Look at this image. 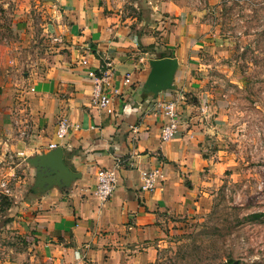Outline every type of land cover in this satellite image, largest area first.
<instances>
[{
	"label": "rangeland",
	"instance_id": "obj_1",
	"mask_svg": "<svg viewBox=\"0 0 264 264\" xmlns=\"http://www.w3.org/2000/svg\"><path fill=\"white\" fill-rule=\"evenodd\" d=\"M56 5V0H0V184L8 190L0 193V264H44L24 216L30 183L22 193L18 184L28 167L19 152L31 130L18 104L26 77H43L56 55ZM97 5L111 24L143 39L139 53L172 41L180 48L183 36L187 48L205 35L211 41L199 51L188 49L197 60L188 66L195 96L186 94L184 102L195 106L188 114L201 126L204 153L220 171L204 167L192 203L164 216L161 237L152 244L154 259L146 264H264V0H98ZM200 24L204 31L195 37L189 27ZM257 213L263 215L249 218Z\"/></svg>",
	"mask_w": 264,
	"mask_h": 264
},
{
	"label": "crops",
	"instance_id": "obj_2",
	"mask_svg": "<svg viewBox=\"0 0 264 264\" xmlns=\"http://www.w3.org/2000/svg\"><path fill=\"white\" fill-rule=\"evenodd\" d=\"M56 3V55L43 77H26L18 104L24 107L31 129L19 152L28 166L18 183H22L20 192L30 183L29 194L23 195L26 226L44 264L149 263L164 216L181 213L192 203L204 167L220 171V164H212L204 153L201 126L188 114L195 106L184 102L186 94L194 95L195 82L189 77L193 59L188 49L199 51L211 41L205 42V35L187 48L188 37L183 36L180 48L172 41L166 48L152 45L145 48L148 52L139 53L143 39L111 24L98 0ZM189 29L195 37L204 31L203 24ZM159 58L176 60L170 87L148 92L143 85L149 61ZM88 70L108 76L112 115L90 106ZM125 76L127 85L122 83ZM159 101H175L176 109L181 105L177 113L182 120L167 142L159 140ZM60 119L68 122L70 130L56 141L54 131ZM74 125L78 128L73 129ZM52 142L61 149L63 164L77 177L66 185L35 187V168L25 160L48 154L47 145ZM155 168L162 174L155 188L138 191L140 172ZM99 169L115 170V188L103 204L93 195Z\"/></svg>",
	"mask_w": 264,
	"mask_h": 264
},
{
	"label": "built area",
	"instance_id": "obj_3",
	"mask_svg": "<svg viewBox=\"0 0 264 264\" xmlns=\"http://www.w3.org/2000/svg\"><path fill=\"white\" fill-rule=\"evenodd\" d=\"M81 64L86 65V61H82ZM86 76L92 82V88L89 96L90 106L106 115H112L113 110L109 95V90L111 88L107 82L108 76H96L95 72L92 70H88L86 72ZM122 83L123 85L129 84V77L125 76ZM112 93L117 94L115 90H112ZM156 110L162 118L159 130V140L160 142H167L174 137L179 121L175 102L159 101L156 103ZM77 128L78 127L76 125L73 126V129ZM69 130L70 125L68 122L65 119H60L55 126L54 139L56 141L62 140L68 134ZM55 148H57V144L55 142L49 143L47 145L48 150H53ZM161 177L162 174L157 168L141 171L138 191H152L155 188L156 183L160 181ZM95 179L96 184L93 190V195L99 204H103L110 198L115 188V170L99 169L95 174ZM0 188V193L7 195L8 190L6 189V184L4 182L0 184Z\"/></svg>",
	"mask_w": 264,
	"mask_h": 264
},
{
	"label": "water",
	"instance_id": "obj_4",
	"mask_svg": "<svg viewBox=\"0 0 264 264\" xmlns=\"http://www.w3.org/2000/svg\"><path fill=\"white\" fill-rule=\"evenodd\" d=\"M149 67V73L143 85L144 89L153 93L168 89L176 67V60L172 58L150 60ZM25 161L35 168V187L42 188L52 184L66 185L77 177V174L71 173L63 164L60 148H55L46 155L29 158Z\"/></svg>",
	"mask_w": 264,
	"mask_h": 264
},
{
	"label": "trees",
	"instance_id": "obj_5",
	"mask_svg": "<svg viewBox=\"0 0 264 264\" xmlns=\"http://www.w3.org/2000/svg\"><path fill=\"white\" fill-rule=\"evenodd\" d=\"M263 214H260V213H257V214H251L250 216H249V218L250 219H258L260 216H262ZM228 264H230V263H228Z\"/></svg>",
	"mask_w": 264,
	"mask_h": 264
}]
</instances>
